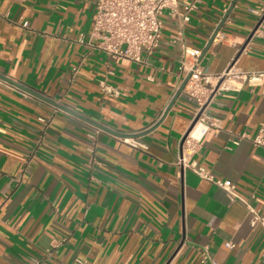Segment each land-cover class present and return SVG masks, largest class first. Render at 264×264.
<instances>
[{"label": "crops", "instance_id": "0c3cea01", "mask_svg": "<svg viewBox=\"0 0 264 264\" xmlns=\"http://www.w3.org/2000/svg\"><path fill=\"white\" fill-rule=\"evenodd\" d=\"M96 2L0 0L9 12L0 16V72L121 132L160 124L134 148L0 80V264H201L204 245L215 264H264L261 229L245 209L178 164L196 105L182 92L164 115L184 80L174 22L165 19L142 62L113 59L90 38ZM232 2L202 0L187 44L201 50L206 72L264 70V0H237L202 57ZM101 80L120 94L103 95ZM210 109L221 127L202 136L193 158L254 194L264 212V146L233 142L264 126V79L221 92ZM50 115L45 128L39 117Z\"/></svg>", "mask_w": 264, "mask_h": 264}, {"label": "built area", "instance_id": "2783aa9c", "mask_svg": "<svg viewBox=\"0 0 264 264\" xmlns=\"http://www.w3.org/2000/svg\"><path fill=\"white\" fill-rule=\"evenodd\" d=\"M202 0H97L96 14L90 38L95 39L94 47L105 52L113 59H128L134 62L143 61V52L152 53L160 44L165 19L174 22L176 35L171 40L179 48L181 70L184 78L190 74L183 93L193 99L196 105L192 123L193 127L187 130L181 138V150L178 164L192 170L204 180L210 181L223 189L231 204L238 203L246 211L248 221L252 227H259L262 232V260L264 262V212L258 209L253 200L255 195L245 197L241 195L236 184L229 179L216 177L211 171L201 166L193 155L198 150L200 139L211 129H219L221 124L211 114V105L215 97L223 91L238 90L243 83L249 85L260 84L264 79V70L246 71L235 65L229 66L223 72L209 73L200 65L201 50L187 44L185 33L192 13L198 8ZM264 19V6L260 11ZM0 16L8 17L9 12ZM27 26V22L23 23ZM254 34H260L259 26ZM83 42V36L78 39ZM76 71L77 68H74ZM1 82V81H0ZM103 95H119L120 91L113 88L105 80L99 82ZM53 116H40L39 120L44 127L52 121ZM203 126L198 135L193 136V131L198 123ZM191 123V124H192ZM248 140L255 146H264V126L255 137L251 138L243 133L234 138L233 142L239 144ZM124 142L134 148L145 146L138 138H123ZM233 248L232 242H227ZM201 264H215L209 246L201 247ZM35 263H39L36 260Z\"/></svg>", "mask_w": 264, "mask_h": 264}, {"label": "water", "instance_id": "95a60500", "mask_svg": "<svg viewBox=\"0 0 264 264\" xmlns=\"http://www.w3.org/2000/svg\"><path fill=\"white\" fill-rule=\"evenodd\" d=\"M237 0H233L228 12L223 16L221 22L219 23V25L217 26V28L215 29L214 33L212 34L209 42L207 43V45L205 46V49H204V52L202 54V57L206 54V52L208 51V49L211 47L214 39L216 38L217 34L221 31V29L223 28L224 24H225V21L227 19V17L229 16L230 12L232 11V9L234 8L235 6V3H236ZM189 76L190 74H188L183 82L181 83V85L179 86L177 92L175 93L173 99L171 100V102L168 104L166 110H165V113L164 115H166L170 110L171 108L174 106V104L176 103V101L178 100V98L180 97V95L182 94L183 90H184V87L186 85V82L188 81L189 79ZM0 80H3L4 82H7V83H10L18 88H20L21 90L35 96L36 98L44 101V102H47L48 104L62 110V111H65L75 117H78L86 122H88L89 124H91L92 126L106 132V133H109L111 135H114L116 137H120V138H140L142 136H145L147 135L148 133H150L151 131H153L159 124L160 122H158L157 124H155L153 127L149 128L148 130L146 131H143V132H138V133H133V134H128V133H125V132H121V131H118L114 128H111L109 125H107L106 123L104 122H98L92 118H89L85 115H83L82 113L74 110L73 108L65 105V104H62L60 102H58L56 99L54 98H51L50 96H47L46 94H44L43 92H40L38 90H36L35 88H32L30 86H27L25 84H22L8 76H6L5 74H2L0 72ZM195 121L190 125L189 129L190 130L193 125H194Z\"/></svg>", "mask_w": 264, "mask_h": 264}, {"label": "bare ground", "instance_id": "6f19581e", "mask_svg": "<svg viewBox=\"0 0 264 264\" xmlns=\"http://www.w3.org/2000/svg\"><path fill=\"white\" fill-rule=\"evenodd\" d=\"M202 126H203V124H202L201 122L197 124V127H196V128L194 129V131H193V136H194V137L198 135V131H199V129H200Z\"/></svg>", "mask_w": 264, "mask_h": 264}]
</instances>
